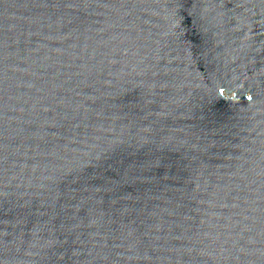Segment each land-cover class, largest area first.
Wrapping results in <instances>:
<instances>
[{
    "label": "water",
    "instance_id": "95a60500",
    "mask_svg": "<svg viewBox=\"0 0 264 264\" xmlns=\"http://www.w3.org/2000/svg\"><path fill=\"white\" fill-rule=\"evenodd\" d=\"M0 264H264V0H0Z\"/></svg>",
    "mask_w": 264,
    "mask_h": 264
}]
</instances>
